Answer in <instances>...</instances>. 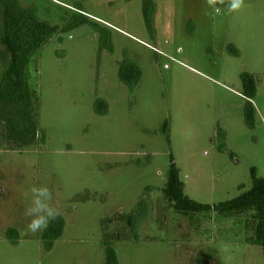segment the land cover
Segmentation results:
<instances>
[{"label": "rangeland", "instance_id": "rangeland-1", "mask_svg": "<svg viewBox=\"0 0 264 264\" xmlns=\"http://www.w3.org/2000/svg\"><path fill=\"white\" fill-rule=\"evenodd\" d=\"M19 2L59 29L29 66L41 136L14 148L0 121V264H105L106 240L119 264H264L245 215L186 216L163 193L172 164L203 204L249 190L253 169L264 178V0L222 15L155 0L152 30L142 0ZM5 58L0 43V72ZM129 63L134 87L119 75ZM33 186L52 191L64 222L51 249L48 228L26 231Z\"/></svg>", "mask_w": 264, "mask_h": 264}, {"label": "trees", "instance_id": "trees-1", "mask_svg": "<svg viewBox=\"0 0 264 264\" xmlns=\"http://www.w3.org/2000/svg\"><path fill=\"white\" fill-rule=\"evenodd\" d=\"M0 4L3 8L0 43L5 46L6 53L4 69L0 72V121L5 128L6 140L14 148L22 149L35 143L41 136L35 116L34 101L37 92L30 84L29 66L42 45L59 28L42 21L34 10L23 7L19 0H0ZM142 4L144 18L148 28L152 30L155 0H142ZM119 75L129 86L134 87L139 81L140 70L135 63H129L121 66ZM254 79L251 74L242 75L248 96L255 94ZM251 105V102H248L245 109L248 123H251L254 109ZM252 177V187L239 196L218 204H203L185 194L179 169L172 164L163 193L169 206L186 216L216 213L221 219L226 220L245 215L247 217L245 229L247 227V230H252L246 241L260 245L264 253V178L257 176L254 169ZM121 217L126 218L128 225L135 230V215ZM234 223L237 226L240 224L236 221ZM63 227L64 222L60 217L50 223L43 234L48 249H51L54 241L61 237ZM14 231L9 232L10 238ZM105 243V264H119L115 248L109 240ZM197 264H211V257L199 254Z\"/></svg>", "mask_w": 264, "mask_h": 264}, {"label": "clouds", "instance_id": "clouds-1", "mask_svg": "<svg viewBox=\"0 0 264 264\" xmlns=\"http://www.w3.org/2000/svg\"><path fill=\"white\" fill-rule=\"evenodd\" d=\"M204 3L215 15H222L225 11L238 13L246 7L245 0H204ZM30 192L31 203L25 208L24 215L29 218L26 231L35 234L46 230L61 216V212L53 206V193L47 186H33Z\"/></svg>", "mask_w": 264, "mask_h": 264}]
</instances>
